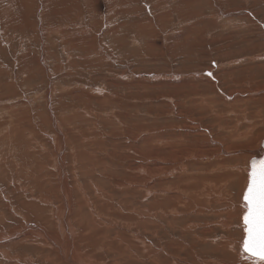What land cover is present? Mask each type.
Returning a JSON list of instances; mask_svg holds the SVG:
<instances>
[{
	"label": "rangeland",
	"instance_id": "obj_1",
	"mask_svg": "<svg viewBox=\"0 0 264 264\" xmlns=\"http://www.w3.org/2000/svg\"><path fill=\"white\" fill-rule=\"evenodd\" d=\"M263 142L264 0H0V264H228Z\"/></svg>",
	"mask_w": 264,
	"mask_h": 264
},
{
	"label": "snow or ice",
	"instance_id": "obj_2",
	"mask_svg": "<svg viewBox=\"0 0 264 264\" xmlns=\"http://www.w3.org/2000/svg\"><path fill=\"white\" fill-rule=\"evenodd\" d=\"M241 207V258L250 264H264V158L250 160Z\"/></svg>",
	"mask_w": 264,
	"mask_h": 264
},
{
	"label": "bare ground",
	"instance_id": "obj_3",
	"mask_svg": "<svg viewBox=\"0 0 264 264\" xmlns=\"http://www.w3.org/2000/svg\"><path fill=\"white\" fill-rule=\"evenodd\" d=\"M262 158H264V142L261 144V147H260V150H258V151H255V155H254V158H251V159H257V160H259V159H262ZM61 165V164H60ZM249 166H250V161L248 162V169H249ZM248 169H247V171H248ZM245 186H246V183H245ZM245 186H244V188H245ZM226 188V187H225ZM243 188V189H244ZM220 189H223V188H220ZM242 189V190H243ZM216 191H217V189H216ZM219 194V193H218ZM215 195V194H214ZM241 195H242V192H241ZM223 196V195H222ZM221 196V197H222ZM220 197V198H221ZM225 197V196H224ZM224 224V223H223ZM220 225V224H219ZM218 225V226H219ZM65 226V225H64ZM222 226H224V225H222ZM226 228L228 227V226H225ZM204 231V230H203ZM205 234V233H204ZM69 239V241H70V237L68 238ZM217 241V240H216ZM218 241H220V240H218ZM68 242V241H67ZM221 243L219 244L220 246L219 247H221V246H224V247H226V245H223L222 244V241H220ZM227 243H230V241L228 240V241H226ZM242 243V238L240 239V243H238V245H237V247H236V249H234L235 248V243L234 244H227V247H226V250L223 252V257L228 261V264H250V261H248V260H245V259H242L241 258V255H240V251H239V246H240V244ZM233 245V246H232ZM218 247V246H217ZM223 247V248H224ZM222 248V249H223ZM217 249V248H216ZM219 249V248H218ZM71 252H73V251H71ZM210 252V251H209ZM64 255V254H63ZM71 256V255H70ZM69 256V257H70ZM74 258V257H73ZM77 258V257H76ZM175 259V258H174ZM178 258H176V260H177ZM75 260V259H74ZM175 260V261H176ZM184 261V260H183ZM80 262V261H79ZM177 263H178V261H176ZM201 262V263H200ZM73 263V262H72ZM175 263V262H174ZM184 263V262H183ZM80 264H81V262H80ZM199 264H217V262H213V261H207V262H204V261H200L199 260Z\"/></svg>",
	"mask_w": 264,
	"mask_h": 264
}]
</instances>
